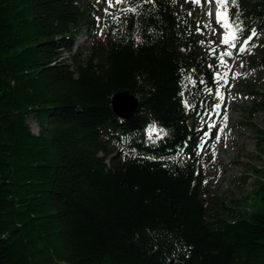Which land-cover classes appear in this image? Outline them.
<instances>
[{
  "label": "trees",
  "instance_id": "trees-1",
  "mask_svg": "<svg viewBox=\"0 0 264 264\" xmlns=\"http://www.w3.org/2000/svg\"><path fill=\"white\" fill-rule=\"evenodd\" d=\"M125 1L136 12L83 56L74 40L93 22L78 0H0V264H264V170L263 212L214 210L204 192L201 123L219 55L237 51L201 46L176 0ZM228 12L236 45L256 30L246 67L264 66V0ZM125 90L137 108L121 120L111 98Z\"/></svg>",
  "mask_w": 264,
  "mask_h": 264
},
{
  "label": "rangeland",
  "instance_id": "rangeland-1",
  "mask_svg": "<svg viewBox=\"0 0 264 264\" xmlns=\"http://www.w3.org/2000/svg\"><path fill=\"white\" fill-rule=\"evenodd\" d=\"M176 1L178 10L188 16L189 27L196 30V39L203 42L201 46H226L221 42L225 31L211 15L212 8L217 7L215 0H200L199 4L193 0ZM78 3L88 20L93 22V26L85 25L74 40L73 50L77 52L83 49V56H86L91 46H97L104 38L112 19L122 12H128L123 11L127 4L124 0L119 8L115 0L111 7L109 0H78ZM242 44H235V47L227 45L237 51L233 60L224 56L225 63L222 64L220 57L224 52L219 55V95L210 117L201 123L206 133V138L201 142V167L206 178L204 192L208 201H212L214 210H218L222 204L237 212L251 214L263 212L258 197L251 193L256 189L257 176L254 170H264V153L259 152L260 148H264V142L258 141L257 137L260 136L256 133L257 130H264V112L257 109L251 111V106L260 98L255 94H264V66L247 68L245 64L262 52L257 46L249 52H241L239 49ZM28 124L31 132L37 134L36 124L32 120ZM153 143L149 142L151 145ZM237 199L245 200V204L237 203Z\"/></svg>",
  "mask_w": 264,
  "mask_h": 264
},
{
  "label": "snow or ice",
  "instance_id": "snow-or-ice-1",
  "mask_svg": "<svg viewBox=\"0 0 264 264\" xmlns=\"http://www.w3.org/2000/svg\"><path fill=\"white\" fill-rule=\"evenodd\" d=\"M124 0H115L116 4L122 3ZM147 2H152V0H147ZM194 3L199 4L200 0H193ZM217 5V11H216V22L218 24H221V26L226 30L224 37L222 39V43L226 45H230L231 47H235V41L239 38L238 34L242 31L240 24L237 21H229L228 18V6L231 4L232 6H238V0H215ZM109 6H113V0H109ZM125 11H132L136 12L135 8L125 9ZM191 15V13H189ZM199 31V28L197 29ZM256 35V30L253 29L251 34L247 36L246 39H244L243 44L240 46V51L243 52L246 50V46L249 44V42L253 39V37ZM203 43V42H201ZM215 51V50H213ZM231 52H225L220 57L221 63H225L224 56H230ZM217 77L219 78V74H217ZM219 95V93H217ZM217 108H219V105H216ZM150 131H156L155 125H152L150 128ZM159 134L163 135L164 130L159 129ZM157 138H160L158 135ZM202 147V145H201Z\"/></svg>",
  "mask_w": 264,
  "mask_h": 264
},
{
  "label": "water",
  "instance_id": "water-1",
  "mask_svg": "<svg viewBox=\"0 0 264 264\" xmlns=\"http://www.w3.org/2000/svg\"><path fill=\"white\" fill-rule=\"evenodd\" d=\"M111 108L114 115L119 119H128L134 114L137 108V101L129 91H121L112 96ZM216 113L217 115L219 114V109Z\"/></svg>",
  "mask_w": 264,
  "mask_h": 264
}]
</instances>
